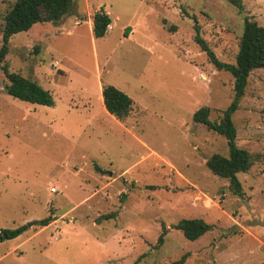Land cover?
I'll return each mask as SVG.
<instances>
[{
  "label": "rangeland",
  "instance_id": "374dc122",
  "mask_svg": "<svg viewBox=\"0 0 264 264\" xmlns=\"http://www.w3.org/2000/svg\"><path fill=\"white\" fill-rule=\"evenodd\" d=\"M100 9L111 23L94 38ZM3 10L0 0V43ZM245 18L264 27V0H243L242 11L223 0H72L56 24L11 36L9 71L53 105L9 96L0 69V230L27 228L0 243V264H264V68L232 116L236 145L253 158L237 175L242 195L205 164L227 154L225 140L192 120L208 107L218 122L234 96L195 26L234 64ZM103 85L132 100L123 121L106 113ZM181 219L212 230L189 241L173 228Z\"/></svg>",
  "mask_w": 264,
  "mask_h": 264
},
{
  "label": "trees",
  "instance_id": "16d2710c",
  "mask_svg": "<svg viewBox=\"0 0 264 264\" xmlns=\"http://www.w3.org/2000/svg\"><path fill=\"white\" fill-rule=\"evenodd\" d=\"M223 1L238 11L243 10V0ZM1 3L4 4V10L0 43V69L7 80L5 92L23 102L52 106V95L35 81L9 71L5 58L9 52L8 43L11 36L28 31L34 24H56L70 13L72 0H1ZM110 23V19L103 9L95 11L92 17L93 37H103ZM194 41L215 69L228 72L233 78L234 96L230 104L221 112L219 121H210L208 107L196 110L192 120L206 126L208 130L225 140L227 154H213L205 164L213 175L228 180L229 188L234 194L242 195V186L237 175L249 171L253 164V158L247 150L236 145V128L232 116L237 111L239 101L244 95L250 73L255 69L264 68V27L253 20L244 19L234 64L224 63L216 58L213 51L201 38L197 26H195ZM101 96L105 111L116 120L123 121L129 115L133 102L120 90L113 86L103 85ZM114 217L115 213H109L99 217L97 222L110 220ZM53 220V217L47 216L39 220L37 224L40 227H46ZM173 228L181 231L187 240L194 241L211 231L212 225L201 219H181ZM26 229V226H21L14 230H0V243L16 238ZM165 233L166 229L163 228L157 239L156 247L162 244Z\"/></svg>",
  "mask_w": 264,
  "mask_h": 264
},
{
  "label": "crops",
  "instance_id": "0c3cea01",
  "mask_svg": "<svg viewBox=\"0 0 264 264\" xmlns=\"http://www.w3.org/2000/svg\"><path fill=\"white\" fill-rule=\"evenodd\" d=\"M89 26H90V32H91V35H92V20H90V23H89ZM110 27V26H109ZM93 36V35H92ZM107 113V112H106Z\"/></svg>",
  "mask_w": 264,
  "mask_h": 264
},
{
  "label": "water",
  "instance_id": "95a60500",
  "mask_svg": "<svg viewBox=\"0 0 264 264\" xmlns=\"http://www.w3.org/2000/svg\"><path fill=\"white\" fill-rule=\"evenodd\" d=\"M31 225V224H30ZM30 225H28L27 227H30Z\"/></svg>",
  "mask_w": 264,
  "mask_h": 264
},
{
  "label": "built area",
  "instance_id": "2783aa9c",
  "mask_svg": "<svg viewBox=\"0 0 264 264\" xmlns=\"http://www.w3.org/2000/svg\"><path fill=\"white\" fill-rule=\"evenodd\" d=\"M54 191V190H53Z\"/></svg>",
  "mask_w": 264,
  "mask_h": 264
}]
</instances>
